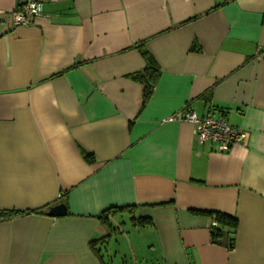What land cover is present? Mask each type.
<instances>
[{
  "label": "crops",
  "instance_id": "0c3cea01",
  "mask_svg": "<svg viewBox=\"0 0 264 264\" xmlns=\"http://www.w3.org/2000/svg\"><path fill=\"white\" fill-rule=\"evenodd\" d=\"M37 1L0 0V264H264V0ZM186 111L245 136L200 146Z\"/></svg>",
  "mask_w": 264,
  "mask_h": 264
},
{
  "label": "built area",
  "instance_id": "2783aa9c",
  "mask_svg": "<svg viewBox=\"0 0 264 264\" xmlns=\"http://www.w3.org/2000/svg\"><path fill=\"white\" fill-rule=\"evenodd\" d=\"M42 16V7L37 0H16V10L11 14V26H29ZM163 121H187L193 126V134L200 146L213 144L215 151L223 152L234 144H239L244 133L231 126L222 115L207 114L197 117L193 112L176 113Z\"/></svg>",
  "mask_w": 264,
  "mask_h": 264
},
{
  "label": "trees",
  "instance_id": "16d2710c",
  "mask_svg": "<svg viewBox=\"0 0 264 264\" xmlns=\"http://www.w3.org/2000/svg\"><path fill=\"white\" fill-rule=\"evenodd\" d=\"M188 21V20H186ZM184 21V22H186ZM182 22V23H184ZM133 48L137 49V51L140 53L144 60V68L139 71L132 73L131 75L128 76V78L134 82H137L142 85L143 87V101H147L148 98L150 97L151 91L156 83L157 78L160 75V69L157 65V63L154 61L152 56L148 53V51L144 48V43H138L133 46ZM83 157L86 160H91L92 157L86 153H83ZM63 202V198L60 200V203ZM114 213L115 211L110 209L104 215L102 216L104 222L107 224L108 219L105 214L107 213ZM32 213H40V212H32ZM20 213L17 212H9V213H4L0 212V218H8V217H14L17 216ZM214 220L216 223L220 226V228L226 227V228H232L234 229L236 226V221L233 218L227 217L225 215L221 214H215L214 215ZM133 224L135 226L143 227L151 224V220L148 217H137L134 219ZM220 228H213L211 231V237L214 239H217L221 236V229Z\"/></svg>",
  "mask_w": 264,
  "mask_h": 264
},
{
  "label": "water",
  "instance_id": "95a60500",
  "mask_svg": "<svg viewBox=\"0 0 264 264\" xmlns=\"http://www.w3.org/2000/svg\"><path fill=\"white\" fill-rule=\"evenodd\" d=\"M66 214V207L63 203H59L53 207H50L46 215L49 217H59Z\"/></svg>",
  "mask_w": 264,
  "mask_h": 264
}]
</instances>
